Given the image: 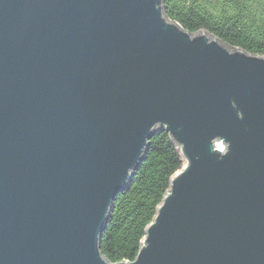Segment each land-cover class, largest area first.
I'll list each match as a JSON object with an SVG mask.
<instances>
[{
  "label": "water",
  "instance_id": "95a60500",
  "mask_svg": "<svg viewBox=\"0 0 264 264\" xmlns=\"http://www.w3.org/2000/svg\"><path fill=\"white\" fill-rule=\"evenodd\" d=\"M181 158L132 262L264 264V56L161 0H0V264H110L147 143Z\"/></svg>",
  "mask_w": 264,
  "mask_h": 264
},
{
  "label": "trees",
  "instance_id": "16d2710c",
  "mask_svg": "<svg viewBox=\"0 0 264 264\" xmlns=\"http://www.w3.org/2000/svg\"><path fill=\"white\" fill-rule=\"evenodd\" d=\"M164 16L191 34L204 31L229 47L264 56V0H161ZM181 158L165 132L147 143L127 187L115 197L99 242L110 264L135 259L145 227Z\"/></svg>",
  "mask_w": 264,
  "mask_h": 264
}]
</instances>
